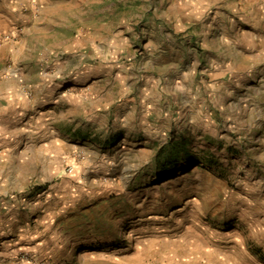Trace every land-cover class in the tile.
Wrapping results in <instances>:
<instances>
[{
    "label": "rangeland",
    "instance_id": "374dc122",
    "mask_svg": "<svg viewBox=\"0 0 264 264\" xmlns=\"http://www.w3.org/2000/svg\"><path fill=\"white\" fill-rule=\"evenodd\" d=\"M0 10L42 80L10 126L29 145L0 149V264H264V0Z\"/></svg>",
    "mask_w": 264,
    "mask_h": 264
},
{
    "label": "crops",
    "instance_id": "0c3cea01",
    "mask_svg": "<svg viewBox=\"0 0 264 264\" xmlns=\"http://www.w3.org/2000/svg\"><path fill=\"white\" fill-rule=\"evenodd\" d=\"M4 16L3 10H0V23L6 18ZM12 46L14 45H2L0 47V61L5 60L4 64H0V149L2 150L12 149L14 146L22 148L23 145H29L27 143L28 137L24 136L27 135V132L19 136L17 140L13 137L10 126L20 114H25L29 109L30 104L26 99H23L25 95L29 94V87H35L37 84H41L37 83L38 81H42L38 78L30 84L27 78L22 77L25 73L24 68L21 69L22 76H20V67L14 64L10 66L7 63L15 53ZM37 95L38 90H34L35 100H38ZM35 103L37 104L38 101H35ZM36 104H34V107H36ZM19 112L20 114H18ZM252 124V135L254 137L252 148L255 149L253 162L260 167L258 169V179L264 183V111H259L252 118Z\"/></svg>",
    "mask_w": 264,
    "mask_h": 264
},
{
    "label": "trees",
    "instance_id": "16d2710c",
    "mask_svg": "<svg viewBox=\"0 0 264 264\" xmlns=\"http://www.w3.org/2000/svg\"><path fill=\"white\" fill-rule=\"evenodd\" d=\"M175 172H176V169H170L169 171H166L165 173H168V174H171V175H173V174H175Z\"/></svg>",
    "mask_w": 264,
    "mask_h": 264
},
{
    "label": "bare ground",
    "instance_id": "6f19581e",
    "mask_svg": "<svg viewBox=\"0 0 264 264\" xmlns=\"http://www.w3.org/2000/svg\"><path fill=\"white\" fill-rule=\"evenodd\" d=\"M198 167V166H197Z\"/></svg>",
    "mask_w": 264,
    "mask_h": 264
}]
</instances>
